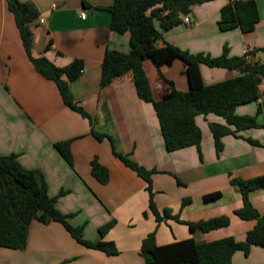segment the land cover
<instances>
[{"label": "crops", "instance_id": "0c3cea01", "mask_svg": "<svg viewBox=\"0 0 264 264\" xmlns=\"http://www.w3.org/2000/svg\"><path fill=\"white\" fill-rule=\"evenodd\" d=\"M32 3L38 18L29 23L33 35L32 54L45 56L62 68L73 60H82L84 71L73 81L66 76L76 101L95 122L93 130L112 138L116 153L126 156L151 175L153 200L159 213L164 210L179 221L198 223L226 216L229 225L203 232L190 230L175 220L156 223L149 208L145 181L112 154L111 142L96 140L87 119L67 108L58 89L42 78L29 61L5 0H0V155L15 154L18 163L33 171V181L44 187L50 197L57 196V210L70 215L72 226H83L84 239L113 242L118 254H106L78 244L62 225L33 220L24 249L0 248V264H144L140 256L142 240L154 230L158 246L192 239L196 243L233 238L243 242L255 221L238 218L234 211L242 206L239 190L231 179L249 180L264 175V95L254 103L239 106L234 114L255 117L257 128L237 131L221 138L222 151L216 156L209 124L226 126L223 118L197 116L201 132L199 153L195 147L167 152L156 113L151 104L141 101L129 77L101 88V63L108 50L129 52L128 35L110 30V14L98 9L114 0H18ZM259 21L254 30L242 33L238 28L221 32L217 23L226 0H215L191 7L182 23L161 31L156 43H166L190 54L218 57L224 46L231 57H245L250 64L264 62V0H253ZM85 12V19L80 13ZM43 19V24L38 22ZM190 20V25L184 23ZM48 42L51 46L46 48ZM153 98L161 99L165 81L180 92L188 91L184 65L179 59L159 70L148 60L143 62ZM206 86L240 75L236 70L199 67ZM234 131V127H228ZM71 140L69 165L54 144ZM96 158L106 168L108 181L99 183L91 173ZM219 193L213 202L203 197ZM190 202L182 207L184 200ZM252 207L264 215V188L250 193ZM114 221L100 236L98 229ZM232 264H264V248L252 246L245 256L237 252Z\"/></svg>", "mask_w": 264, "mask_h": 264}, {"label": "trees", "instance_id": "16d2710c", "mask_svg": "<svg viewBox=\"0 0 264 264\" xmlns=\"http://www.w3.org/2000/svg\"><path fill=\"white\" fill-rule=\"evenodd\" d=\"M211 1L215 0H114L110 6L98 8L110 14V30L120 35L127 34L129 42L128 53L114 50L105 52L101 63L100 87L105 88L117 79L129 77L138 98L144 103L151 104L156 113L167 152L195 147L201 153L202 137L195 123L197 116L206 118L212 114L223 118L226 123V126L209 124L216 156L222 151L223 136L259 127L255 117H239L234 114L237 107L254 103L262 95L259 84L264 80V62L255 61L250 64L248 60V57L257 52L248 51L245 57H231L224 46L220 56L211 57L203 54L193 55L168 43L163 47L156 46L162 39V34L155 27L156 22L161 31H168L182 23L181 19L189 15L192 6ZM5 3L14 17L22 46L34 70L45 80L55 84L67 108L89 121L91 135L98 141L107 138L112 145V154L145 181L149 194V208L157 224L175 220L185 224L190 230L199 229L203 232L229 225V218L226 216L204 222L185 223L167 210L160 214L153 200L151 175L154 171H147L126 156L116 153L112 138L93 130L95 122L74 101L69 83L62 79L64 75L68 81L76 80L84 71L83 61L73 60L65 67L58 68L45 56L35 58L32 54L33 35L29 27V23L38 18L35 6L30 2L18 0H5ZM83 4L86 5L84 1ZM258 21L255 1L226 0V4L220 10L217 26L221 32L238 28L242 33H248L254 30ZM50 46L51 42H48L46 48ZM176 59L182 61L184 65L188 91L176 90L174 84L160 74L166 86L163 96L156 101L152 96L143 62L148 60L159 70L163 66L171 65ZM200 65L236 70L240 75L206 86L200 76ZM228 127H234L235 130L231 131ZM70 144L71 140L54 144L55 150L69 165L72 163ZM91 173L99 183L105 184L108 181L106 168L100 165L96 158L91 162ZM33 174V171L23 168L18 163L15 154L0 155V248L24 249L30 224L37 220L42 224L55 222L62 225L78 244L88 249L100 251L107 256L118 254L113 242H91L84 239L83 226H72L69 222L71 216L60 213L56 208L57 198L63 192L50 197L44 187L39 188L33 181ZM230 185L239 190L242 201L241 208L234 211V214L241 220L256 222V225L247 232L243 242L224 238L213 242L196 243L188 239L158 246L154 230L141 242L140 256L144 264H232L235 253L241 252L247 256L252 246L264 248V215H260L249 200L251 192L264 188V175L249 180L231 179ZM219 197V193H213L204 196L203 200L210 203ZM189 202V199L184 200L182 207ZM114 223L111 221L101 226L98 229L100 236H104Z\"/></svg>", "mask_w": 264, "mask_h": 264}, {"label": "built area", "instance_id": "2783aa9c", "mask_svg": "<svg viewBox=\"0 0 264 264\" xmlns=\"http://www.w3.org/2000/svg\"><path fill=\"white\" fill-rule=\"evenodd\" d=\"M79 15H80V18H81V19H85V17H86L85 12H81ZM38 22H39L40 24H43V23H44L42 18H39ZM184 23H185L186 25H190V20L187 19V18H184ZM259 90H260L261 94L264 95V80H262V81L260 82V84H259Z\"/></svg>", "mask_w": 264, "mask_h": 264}]
</instances>
